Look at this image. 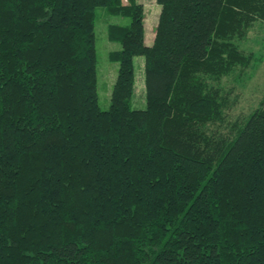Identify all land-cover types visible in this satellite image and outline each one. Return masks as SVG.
Instances as JSON below:
<instances>
[{
  "label": "trees",
  "instance_id": "16d2710c",
  "mask_svg": "<svg viewBox=\"0 0 264 264\" xmlns=\"http://www.w3.org/2000/svg\"><path fill=\"white\" fill-rule=\"evenodd\" d=\"M156 3L147 45L137 0H0V264H264V97L232 136L208 127L264 0ZM99 7L125 20L106 110Z\"/></svg>",
  "mask_w": 264,
  "mask_h": 264
},
{
  "label": "rangeland",
  "instance_id": "374dc122",
  "mask_svg": "<svg viewBox=\"0 0 264 264\" xmlns=\"http://www.w3.org/2000/svg\"><path fill=\"white\" fill-rule=\"evenodd\" d=\"M137 2L143 6L145 36L150 41L155 31L159 6L156 0H137ZM124 23V19L109 15L104 8L96 9L94 31L98 100L102 110L109 107V96L118 66L117 63L110 62L108 58L111 52L119 49V44L109 40L107 29L111 24ZM238 45L244 52L252 53L254 60L243 75H231L222 79L221 87L228 99L229 107L223 113V122L208 125L209 133L211 132L214 136L235 134L237 127L258 107L264 97V23H256L247 33L246 38L238 42ZM143 63V56L134 58L135 82L131 98V106L134 109H145Z\"/></svg>",
  "mask_w": 264,
  "mask_h": 264
},
{
  "label": "crops",
  "instance_id": "0c3cea01",
  "mask_svg": "<svg viewBox=\"0 0 264 264\" xmlns=\"http://www.w3.org/2000/svg\"><path fill=\"white\" fill-rule=\"evenodd\" d=\"M158 15H159V14H158ZM156 23H157V22H156ZM155 26H156V25H155ZM145 35H146V33H145ZM153 36H154V34H153ZM153 36H152V38L150 39V41L147 40V38H146V36H145V43H146V44L148 43V44L150 45V44L152 43V41H153ZM148 44H147V45H148Z\"/></svg>",
  "mask_w": 264,
  "mask_h": 264
}]
</instances>
